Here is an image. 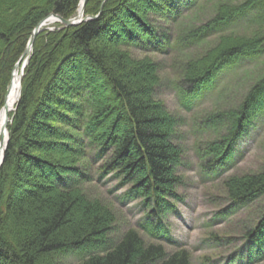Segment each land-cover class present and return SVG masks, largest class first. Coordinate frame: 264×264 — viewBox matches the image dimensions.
I'll return each mask as SVG.
<instances>
[{
    "label": "trees",
    "instance_id": "16d2710c",
    "mask_svg": "<svg viewBox=\"0 0 264 264\" xmlns=\"http://www.w3.org/2000/svg\"><path fill=\"white\" fill-rule=\"evenodd\" d=\"M195 1L86 0L84 16L96 18L70 26L54 22L36 34L20 99L9 113L0 165V264H189L187 249L169 252L161 243H147L135 228L111 237L115 214L82 190L87 176L80 163L90 147L96 158L110 153L102 172L115 171L130 185L125 195L141 199L147 210L143 228L150 235L173 241L161 217L182 182L177 167L183 150L175 142L179 118L155 95L158 63L148 55L133 56L131 48L168 50V37H160L148 14L176 22ZM79 3L0 0V109L34 27L52 13L73 17ZM214 4L210 19L177 32L174 46L181 50L216 38L200 54L181 59L178 93L184 105L223 68L264 53V0ZM241 19L253 27L249 34L236 31ZM117 26L124 36L118 37ZM258 114L264 116V71L237 107L204 118L218 136L199 146L202 165L222 166ZM224 187L235 204L263 196L264 166L228 176ZM245 247L239 264L263 256L264 214L246 232ZM67 254L76 262L65 263Z\"/></svg>",
    "mask_w": 264,
    "mask_h": 264
},
{
    "label": "rangeland",
    "instance_id": "374dc122",
    "mask_svg": "<svg viewBox=\"0 0 264 264\" xmlns=\"http://www.w3.org/2000/svg\"><path fill=\"white\" fill-rule=\"evenodd\" d=\"M215 2L216 0H196L192 6L182 8L176 22L171 21L172 18H164L150 12L148 18L151 23L158 30L160 37H168L171 46L166 51L158 52L152 47L131 48L133 56L148 55L158 63L160 83L155 95L179 118L175 142L183 150L181 162L177 167L182 182L175 187V197L167 198L169 205L164 207L161 217V223L173 241L150 235L143 228L147 210L141 199L125 195L130 185L122 184L121 177L115 171L102 172L101 165L109 158L110 153L96 158L95 150L90 147L86 159L80 163L87 176L81 183L82 190L89 197L107 204L115 214L111 237L117 238L128 229L135 228L147 243H161L169 252L187 249L190 255L189 264H239L238 258L244 260L248 252L245 247L246 232L264 214V195L245 204H235L228 197L224 187V180L230 175L255 172L263 168V115L258 114L252 119L246 132L235 142L232 156L216 170L203 166L198 153L201 143L218 136L212 128L207 129L204 126V118L214 110L235 108L241 103L259 72L264 71V53L254 58H243L231 67L223 68L212 81L204 83L193 96L196 98L189 100L193 101L189 105L183 104L178 93V67L181 59L200 54L208 45L214 43L216 38L211 37L203 44L181 50L182 47L174 46L177 32L180 27L210 19ZM116 28L118 37L124 36L121 27ZM252 28L251 25H246V19H241L235 27L237 32L243 34H249ZM213 83V89L209 90ZM223 131L224 129L219 133ZM151 221L149 218L150 223ZM254 249L255 247H251V251ZM75 257L67 254L63 261L75 263ZM249 264H264V254L259 260Z\"/></svg>",
    "mask_w": 264,
    "mask_h": 264
},
{
    "label": "water",
    "instance_id": "95a60500",
    "mask_svg": "<svg viewBox=\"0 0 264 264\" xmlns=\"http://www.w3.org/2000/svg\"><path fill=\"white\" fill-rule=\"evenodd\" d=\"M85 3H86V0H81L78 14L75 15L74 17H72V18L66 19V18H63L62 16H60L59 14L52 13V14L48 15L46 18L42 19L39 23H37V25L34 27V29L31 32L30 38L28 39V42H27V45H26L25 49L23 50L21 56L19 57L18 61L14 65V70L19 67L22 59H24V58L28 59L30 57L31 52H32L33 42L35 40V36L40 31L41 27L43 25L47 24V21L49 19H52V20H55V21H59L63 26H70V25H76V24H78L79 22H81L84 19L96 18L97 15L96 16L83 17ZM25 65L26 64L23 63V66H20V82H19L20 88H19L18 97H17V100L15 102L14 107L12 109H7V106H6V96H7L8 89H9V85H8L7 92H6V95L4 97V104H3L2 108H1V110L2 109H6L7 112H9L11 110H15V108H16L15 106L17 105V103L19 101V98H20L21 79H22V74H23V70H24ZM1 110H0V112H1ZM9 121H10L9 115H6L4 125L0 126V151H1V154H0V165H1L2 161H3L4 152H5V149L7 147V142H8V128H7V126H8V122ZM5 132H6V137L4 139V133Z\"/></svg>",
    "mask_w": 264,
    "mask_h": 264
},
{
    "label": "bare ground",
    "instance_id": "6f19581e",
    "mask_svg": "<svg viewBox=\"0 0 264 264\" xmlns=\"http://www.w3.org/2000/svg\"><path fill=\"white\" fill-rule=\"evenodd\" d=\"M79 8H80V6H79ZM54 22H55V20L49 19L47 21V24L43 25V26H49L48 24H52ZM28 59H25V58L22 59L20 66H23V63L27 64ZM20 66L17 69L13 70L12 75H11L9 89H8V93L6 96L7 109H12L14 107L15 102H16L17 97H18L19 88H20V84H19V82H20ZM8 113L9 112H7L6 109L1 110V112H0V126L4 125L5 117H6V115H9ZM5 137H6V132L4 133V139H5ZM0 154H1V151H0Z\"/></svg>",
    "mask_w": 264,
    "mask_h": 264
}]
</instances>
